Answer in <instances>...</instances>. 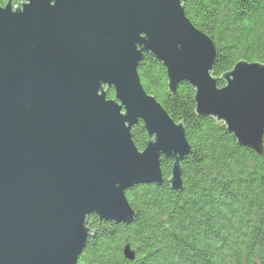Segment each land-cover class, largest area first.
Here are the masks:
<instances>
[{
  "label": "water",
  "instance_id": "water-1",
  "mask_svg": "<svg viewBox=\"0 0 264 264\" xmlns=\"http://www.w3.org/2000/svg\"><path fill=\"white\" fill-rule=\"evenodd\" d=\"M12 2L0 4V264H77L88 216L132 222L125 191L161 184V156L182 189L190 145L141 84L147 53L165 67L170 93L187 82L197 115L264 153V63L239 60L216 77V48L182 0ZM138 120L143 149L131 134ZM123 254L134 258L129 245Z\"/></svg>",
  "mask_w": 264,
  "mask_h": 264
},
{
  "label": "trees",
  "instance_id": "trees-1",
  "mask_svg": "<svg viewBox=\"0 0 264 264\" xmlns=\"http://www.w3.org/2000/svg\"><path fill=\"white\" fill-rule=\"evenodd\" d=\"M182 4L186 17L216 48V77L239 60L264 63V0ZM137 71L145 91L184 125L190 151L181 161L183 186H170L172 160L161 156V184L141 183L125 191L136 212L132 222L88 216L92 234L77 264H264V153L238 144L213 117L197 115L194 89L187 82L180 81L170 93L165 67L152 54L144 55ZM217 85H223L221 79ZM107 96H114L112 87ZM131 134L143 149L142 120ZM125 245L134 251L132 260L123 254Z\"/></svg>",
  "mask_w": 264,
  "mask_h": 264
}]
</instances>
